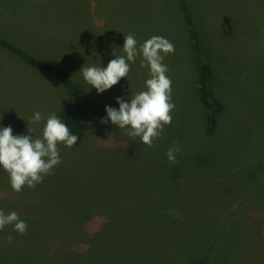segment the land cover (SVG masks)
<instances>
[{
  "label": "rangeland",
  "instance_id": "1",
  "mask_svg": "<svg viewBox=\"0 0 264 264\" xmlns=\"http://www.w3.org/2000/svg\"><path fill=\"white\" fill-rule=\"evenodd\" d=\"M178 2L0 0V36L36 58L59 66L72 81L82 76L79 71L82 66L106 67L115 58L112 55L114 47L124 55L125 35L133 34L139 44L154 35L165 37L175 46L174 54H169L164 63L169 69L167 75L172 80V99L176 105L171 125L166 126L162 136L148 148L138 139L131 141L125 130L110 121L100 123L107 115L106 105L119 108L116 97L130 100L131 95L145 90L148 69L140 66V59L131 63L128 80L121 78L118 84L103 93H97L87 84L91 87L89 91H93L94 110L85 111L87 128L84 135L86 143L92 145L81 146L87 148L76 163L67 167L63 152H60L62 163L53 169V174L46 176L34 189L25 186L19 194L13 192L9 174L0 167L1 206L8 205L9 194L20 210L28 209L32 203L34 210H39L36 217L44 229L53 227L60 234L70 231L66 214L82 219L86 231H89V224L94 226L97 220L88 218L86 211L80 209L86 202L89 207L93 205L105 210L112 207L114 214H128L139 223L145 222V215L138 208L150 197L154 206L167 208L177 218H183L195 243L193 252L196 255H200L205 247L207 229L214 230L217 226L213 222L217 199L237 204L234 217L237 226L243 225L244 219L245 222L251 220L249 211H245V218L238 212L254 200L263 199L260 206L252 207V210L264 211V0H185L213 70V93L226 107L216 115L217 129L211 135L206 134L203 109L196 101L194 56L189 49ZM39 3L43 5V14L28 16L38 9ZM86 15L90 20L85 27L82 18ZM0 76L7 78L1 71ZM47 79L50 80L49 89L55 93L43 92L38 102L30 107L29 114L21 115L20 134L28 135L27 122L36 111L45 118L53 112L63 116L61 81L56 77ZM4 82L0 80V87ZM9 91L0 89L7 100ZM23 95H29V92ZM98 95L104 102L97 99ZM7 100L0 96V127L14 129L12 112L18 115V109H24V105L13 103V97L12 103ZM45 123L46 119L37 124L28 123V126L42 133ZM174 142H179L180 152L176 154L177 162L171 164L166 152ZM93 148L97 150L95 162L92 161L93 153L92 158L87 159L90 151L94 152ZM72 197L75 205L67 208L76 210L66 213L62 204L65 201L71 203ZM150 221L159 223L152 218ZM153 224H150L153 228L147 229L158 232L162 239L163 232L167 231ZM15 232L9 225L3 234L11 236L13 241ZM196 241L200 242L197 246ZM243 241L240 238L235 248L231 238H221L217 244L220 264H264V242L260 248L259 241L252 240L256 247L254 255L259 253L262 258L257 260L255 256L250 263ZM139 243L145 245L144 241ZM151 244L156 245L155 239ZM13 247L15 245L8 239L0 237L1 264H24L23 257L13 253ZM106 247V253L98 252L102 256L100 261L105 263L120 261L122 253L129 250L122 243ZM62 248L58 245L48 252L51 254L46 258L49 264H88L85 260L74 261L76 248L72 241ZM161 255L148 264H178L179 258L173 252ZM134 261L133 264H139L136 259ZM28 263L27 259L25 264Z\"/></svg>",
  "mask_w": 264,
  "mask_h": 264
},
{
  "label": "trees",
  "instance_id": "2",
  "mask_svg": "<svg viewBox=\"0 0 264 264\" xmlns=\"http://www.w3.org/2000/svg\"><path fill=\"white\" fill-rule=\"evenodd\" d=\"M178 8L180 16L186 27L189 49L194 56L193 60L196 70L194 83V87L196 89V101L203 109L202 116L206 134L211 135L214 133V130L217 129L216 115L223 112L226 107L222 105V102L213 93V70L211 68L208 55L199 42L196 26L187 8L185 0H179ZM36 11L37 10H35V12ZM28 16H30V14ZM0 48L8 51L10 54L18 58L20 64L24 66L23 68L29 71V73L24 74V77L27 79L25 80L23 78V80L26 81L25 85L27 88L21 91L10 90L8 100L5 97V93H2V95L0 93V96H3L4 100L12 103L11 98L13 97V103L18 102L24 105V109H18V115L17 112H12L13 118L11 121H13V135L20 134L18 126H20L23 121L21 115L29 114L30 107L32 108V106L38 102L41 94H43V92H48L51 95L55 93L54 91L52 93L51 89H49L50 80L47 78L56 77L61 81L62 86H60L62 90H64L61 93L64 96L63 102L65 111L61 119L69 127L72 134L79 137L77 143L70 148V151L67 150V147L63 144L59 145V148L60 152H63L66 167L70 164L76 163L77 158L81 156V153H83L84 149L87 148L81 146L92 145L91 143H86V137L84 135L85 129L87 128L85 111L87 109L94 110V101L92 96L93 91L92 93L89 91L91 87H87V83L81 75V78L79 77L78 79L72 81L68 74H66V72L59 66L36 58L32 54L24 51L22 48L16 46L11 41L1 36ZM17 78L18 77H16V79ZM19 78L21 79L22 77L19 76ZM82 80L86 84L82 82ZM25 92H29V95H23ZM101 98H103L101 95L97 96V99L104 102ZM14 110L17 111V109ZM33 135L41 136L42 133L35 132ZM83 136L85 139L84 142H81L83 140ZM97 147L101 148L100 145ZM93 149L94 152L91 150V155L89 154L87 159H91L94 154L92 161L94 159L93 162H95L98 160V157H95L97 150L96 148ZM95 158L97 160H95ZM181 165L182 163L180 166ZM216 197L219 198L217 193ZM4 198L5 202L6 197ZM262 201L263 199H259L257 201L254 200L249 207H245V209L240 210V212H238L240 217H247L244 213L245 211H249L248 213L251 214L252 218L249 222H247V220L245 222L244 219V224L237 226L235 224L236 219H234L235 213L237 212L235 210V205L236 208H238L237 204H231L217 199V212L214 211L215 217L213 218V222L216 223L217 226L214 230L207 229L208 236L204 241L205 247L201 250L200 255H196V253L193 252L195 243L190 238L191 232L188 230V227H185L183 218H177L174 213L169 211L167 208L154 206L153 203H151L150 197L147 198V201L141 202L138 208L140 211H143L146 218L145 222L142 221V223H139L133 219V217L128 214H124L123 212L121 215L114 214L115 212H113L112 207L107 210L94 208L93 205L89 207L86 202V204L82 205L80 209L86 211L88 218H95L97 220L94 226L90 227L89 224V231H86V225L82 219H78L73 214H66L65 216L67 217V221L70 225V231L66 230V233L60 232V234H58L57 229L53 227L44 229L40 219L36 217L39 210H34L35 208L32 207V203H29L28 209L20 210L16 202L13 201L11 195L9 194L8 205L6 207L0 205V207L3 208L2 211H4L5 214L10 213L11 211H16L19 217L28 225V230L24 235H20L15 232L16 237L13 241L11 240V243L15 245V247H13V253L22 256L24 264L27 259L29 262L28 264H49L46 258L51 256V254H48V252L53 251L56 247H58V245L59 248L63 249L62 247H65L70 241L74 243L76 248L74 251V261L82 262L85 260L88 264H133L135 259L139 264H148L154 258H157L166 252H173L176 256H178V264H220L217 244L221 238H231L232 243L235 244V248L238 247L237 243L240 241V238L244 240L243 247L247 251L245 254L248 255V261L250 263L255 256L257 260L262 258L259 253L254 255V249L256 247L252 244V240L259 241L258 246L261 248L263 245L262 243L264 242V211L252 210V207L260 206L259 202ZM70 202L71 203L65 201L62 204L65 206V208L62 209L66 213L75 209L67 208V206L75 205L73 197ZM97 217H99V219H97ZM151 218L153 221H157L159 223L153 224L150 221ZM69 220H72V222ZM150 224H153L158 229L162 228L167 231L163 232L164 237L162 239L159 238L158 232H155L152 229H147L153 228L150 227ZM5 228L9 229V225ZM173 228L175 231L172 230ZM4 230L0 231V237H5L7 239V237L3 234ZM203 231L205 230H201V232ZM170 234L171 239L169 238ZM241 235L244 236L241 237ZM153 239H155L156 242L155 246L151 244ZM139 241H144L145 245H140ZM120 243H122V246L129 248L128 253H122L123 258H121L120 261H111L110 263L100 261L102 256L98 255V252L106 253V245ZM199 243V241H196V246ZM114 249L116 251L118 249L119 251L121 250V248ZM262 255H264V253H262ZM0 258L2 257L0 256ZM233 259L234 258L231 257L232 261H234ZM7 264L11 263L7 262Z\"/></svg>",
  "mask_w": 264,
  "mask_h": 264
},
{
  "label": "clouds",
  "instance_id": "3",
  "mask_svg": "<svg viewBox=\"0 0 264 264\" xmlns=\"http://www.w3.org/2000/svg\"><path fill=\"white\" fill-rule=\"evenodd\" d=\"M119 31V30H118ZM124 55L114 47L106 67L82 66L79 70L83 79L97 93H103L118 84L121 78H127L131 63L140 59V66L148 69L149 78L145 81V90L131 95L130 100L116 97L119 108L105 106L107 115L100 123L112 125L125 130L131 141L137 139L148 148L160 138L164 128L172 123V112L176 105L172 99V80L167 75L169 69L164 63L169 54H174L175 46L163 36L154 35L139 44L133 34L124 36L122 47ZM46 119L42 135L34 136L35 128L28 123L37 124ZM28 135H13L11 126L0 127V167L8 174L13 192L22 193L24 187L34 189L46 176L53 174V169L62 163L59 145L72 148L79 137L72 134L61 116L55 112L46 118L36 111L31 121L27 122ZM180 152L179 142H174L166 156L171 164H175L176 154ZM12 225L14 231L24 235L28 225L16 211L5 214L0 210V231ZM11 242L12 237H7Z\"/></svg>",
  "mask_w": 264,
  "mask_h": 264
},
{
  "label": "crops",
  "instance_id": "4",
  "mask_svg": "<svg viewBox=\"0 0 264 264\" xmlns=\"http://www.w3.org/2000/svg\"><path fill=\"white\" fill-rule=\"evenodd\" d=\"M37 11L33 13H29L32 16H41L43 14V5L39 3ZM41 13V14H40ZM90 20V16L86 15L85 18H82V21L85 26H88ZM24 66L20 64L18 58L10 54L8 51L0 48V71L3 75H7V78L0 76V80H5L3 87L12 91H21L27 88L26 84V77L24 74L29 73L28 70L23 68ZM22 77L21 79L19 78ZM16 77H18L16 79ZM23 78L25 80H23Z\"/></svg>",
  "mask_w": 264,
  "mask_h": 264
}]
</instances>
